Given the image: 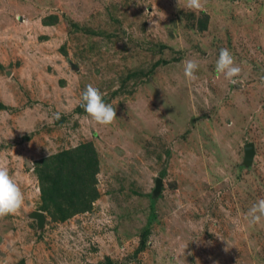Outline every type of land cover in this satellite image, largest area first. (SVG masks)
<instances>
[{"label":"rangeland","instance_id":"374dc122","mask_svg":"<svg viewBox=\"0 0 264 264\" xmlns=\"http://www.w3.org/2000/svg\"><path fill=\"white\" fill-rule=\"evenodd\" d=\"M0 156V264H264V0H0Z\"/></svg>","mask_w":264,"mask_h":264},{"label":"clouds","instance_id":"9594fccd","mask_svg":"<svg viewBox=\"0 0 264 264\" xmlns=\"http://www.w3.org/2000/svg\"><path fill=\"white\" fill-rule=\"evenodd\" d=\"M206 0H186V7L201 11L204 9ZM198 63L195 61H185L184 77L189 80H195V75L198 70ZM215 70L217 73L222 74L230 83H236V78L241 73V67L236 61L233 54L226 48L219 51L216 60ZM78 103L83 107L87 117L99 126H109L116 119V108L110 103H105L104 94L99 88L89 84L81 92ZM59 118V114H56ZM16 158L31 167L34 171L35 165L30 160L23 157ZM24 205V192L20 184L10 173L8 160L5 156H0V217L17 213ZM247 216L250 217V223H259L264 219V199L258 200L252 205Z\"/></svg>","mask_w":264,"mask_h":264},{"label":"water","instance_id":"95a60500","mask_svg":"<svg viewBox=\"0 0 264 264\" xmlns=\"http://www.w3.org/2000/svg\"><path fill=\"white\" fill-rule=\"evenodd\" d=\"M248 148H249V145H247V146L245 147L246 151H247Z\"/></svg>","mask_w":264,"mask_h":264}]
</instances>
